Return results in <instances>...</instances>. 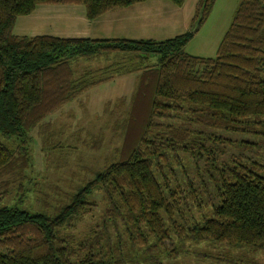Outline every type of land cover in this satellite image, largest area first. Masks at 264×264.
Segmentation results:
<instances>
[{
	"label": "trees",
	"instance_id": "1",
	"mask_svg": "<svg viewBox=\"0 0 264 264\" xmlns=\"http://www.w3.org/2000/svg\"><path fill=\"white\" fill-rule=\"evenodd\" d=\"M143 1L0 0V175L22 178L30 130L112 77L76 78L72 62L120 54L115 64L138 72L117 159L53 212L0 204V264H162L205 242L264 250V0L239 1L214 57L184 48L215 0H198L191 28L162 40L13 33L38 4H81L91 20ZM97 191L101 222L74 244L64 231Z\"/></svg>",
	"mask_w": 264,
	"mask_h": 264
},
{
	"label": "rangeland",
	"instance_id": "2",
	"mask_svg": "<svg viewBox=\"0 0 264 264\" xmlns=\"http://www.w3.org/2000/svg\"><path fill=\"white\" fill-rule=\"evenodd\" d=\"M156 1L166 7L162 8L161 13L151 7ZM197 1L185 0L181 6H177L169 0H146L124 9V16H166L167 23L163 24L160 20L140 31L133 28H127L126 31L125 28L108 24L107 28L94 35L100 38H170L191 28ZM239 1L215 0L208 17L184 50L192 55L214 57ZM121 8L125 7H116L102 16H117L114 12ZM186 16H190V21L184 19ZM120 57V54H111L93 60L78 59L72 62L76 78L86 71L98 69L101 71L93 79L105 75L112 77L82 91L30 130V161L23 177L0 175L1 205L53 212L78 185L92 177V171L102 169L119 157L118 151L124 137V120L131 108L138 77V72L126 70L131 67L129 61L115 64ZM7 144L15 146L12 141ZM93 197L96 207L64 231L74 244L90 236L91 230L101 222L106 201L99 191L94 192ZM204 212L209 214L210 210L205 209ZM194 214L200 217L196 210ZM120 230L122 232V227ZM186 249L188 253L176 258H162V264H264V250L252 251L247 247L231 248L208 242L188 243ZM204 254L207 256L204 257ZM218 257L234 263L217 260Z\"/></svg>",
	"mask_w": 264,
	"mask_h": 264
},
{
	"label": "crops",
	"instance_id": "3",
	"mask_svg": "<svg viewBox=\"0 0 264 264\" xmlns=\"http://www.w3.org/2000/svg\"><path fill=\"white\" fill-rule=\"evenodd\" d=\"M130 6L114 12L117 16L101 15L90 20L86 17L84 6L79 4H38L31 13L16 18L13 33L19 36L52 35L63 38H100L95 37L94 34L107 28L108 24L117 25L121 29L125 28L126 31H128L127 28L140 31L146 26L157 24V21L160 20L163 21V24L168 22L166 16H142L141 18L124 16V9H128ZM151 7L157 12L166 8L160 1L154 2ZM184 19L190 21L191 18L186 16Z\"/></svg>",
	"mask_w": 264,
	"mask_h": 264
}]
</instances>
